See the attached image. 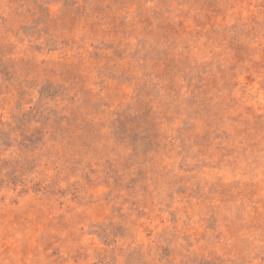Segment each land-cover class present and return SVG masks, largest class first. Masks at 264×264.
I'll return each instance as SVG.
<instances>
[{
  "label": "rangeland",
  "instance_id": "rangeland-1",
  "mask_svg": "<svg viewBox=\"0 0 264 264\" xmlns=\"http://www.w3.org/2000/svg\"><path fill=\"white\" fill-rule=\"evenodd\" d=\"M0 264H264V0H0Z\"/></svg>",
  "mask_w": 264,
  "mask_h": 264
}]
</instances>
